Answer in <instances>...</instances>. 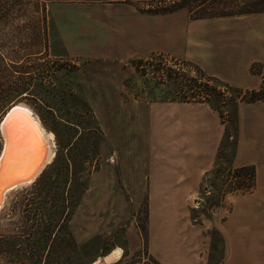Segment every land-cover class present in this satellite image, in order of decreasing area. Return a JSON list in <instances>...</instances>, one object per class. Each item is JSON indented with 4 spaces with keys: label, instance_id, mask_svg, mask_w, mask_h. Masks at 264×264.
I'll return each mask as SVG.
<instances>
[{
    "label": "rangeland",
    "instance_id": "1",
    "mask_svg": "<svg viewBox=\"0 0 264 264\" xmlns=\"http://www.w3.org/2000/svg\"><path fill=\"white\" fill-rule=\"evenodd\" d=\"M9 2L0 0V89L13 98L10 106L18 102L31 106L54 134L55 144L45 167L44 189L36 194L33 182L17 187L0 210V264H93L97 260L105 264L103 257L119 247L124 249L119 257L123 260L130 227L141 231L145 245L139 254L147 255L148 200L131 199L123 183L125 168L130 166L131 171L138 170H133L132 185H141L138 178L143 174H138L151 173L155 153L161 152L153 149V121L148 114L140 120L139 112L146 111L151 101L184 95L167 70L193 77L198 74L191 64L199 65L238 88L225 90L213 104L223 114L226 134L236 139L235 99L251 90L237 86L244 80L231 68L235 63L242 67L251 63L252 71L264 74V12L197 19L186 9L143 14L121 0ZM118 20L139 33L161 38L155 45L161 44L162 36L168 37L170 49L183 56L161 52L165 56L149 62L155 52L127 63L86 56V49L94 46L122 57L136 51L137 46L124 44L120 49L118 43L113 47L103 40L105 34L119 29ZM218 83L214 84L220 87ZM231 152L226 147L223 154ZM226 166L222 163L221 173L204 178L191 211L199 223L211 226L224 204L216 205L231 187ZM181 213L178 209L162 215L158 223L186 232L187 218ZM211 229V264H218L223 245L219 233ZM152 263L150 258L145 264Z\"/></svg>",
    "mask_w": 264,
    "mask_h": 264
},
{
    "label": "crops",
    "instance_id": "2",
    "mask_svg": "<svg viewBox=\"0 0 264 264\" xmlns=\"http://www.w3.org/2000/svg\"><path fill=\"white\" fill-rule=\"evenodd\" d=\"M131 10L133 14L134 9ZM118 23L119 29L105 34L103 40L108 46L118 43L120 49L124 44L137 46L135 52L122 57L94 46L87 48L88 52L84 54L93 59L118 60L120 63H127L132 58H147L155 52L180 57V53L170 49L172 44L165 41L168 37L162 36L161 44L155 45L161 40L155 34L139 33L123 20ZM233 65L231 72L244 80L237 86L244 90L261 89L263 73L252 71L251 63L245 67ZM146 105V111L139 112L138 117L141 120L148 114L153 121L156 136L153 149L161 152L155 153L157 161L152 162L151 173L138 172V175L143 174L138 178L141 185H132L136 181L133 170L137 169L131 171L130 166L125 168L123 183L131 199L148 200L147 255L139 254L145 245L141 231L130 227L125 245L128 254L123 260L118 258L108 263L105 258L110 252L103 257V263L145 264L152 258V264H211L213 228L223 245V256L218 264H264V100L240 101L237 108L238 145L233 166H254L255 186L250 191L227 193L224 204L211 219V226L196 222L191 217V209L200 197L205 176L215 167L226 133L220 111L207 101L154 100ZM178 209L187 218L186 232L178 233L168 225L158 223L162 215H171ZM222 209L226 211L222 212ZM128 258L133 259L127 261Z\"/></svg>",
    "mask_w": 264,
    "mask_h": 264
},
{
    "label": "trees",
    "instance_id": "3",
    "mask_svg": "<svg viewBox=\"0 0 264 264\" xmlns=\"http://www.w3.org/2000/svg\"><path fill=\"white\" fill-rule=\"evenodd\" d=\"M125 3H132L138 10L143 13L150 14H167L172 13L181 9H186L191 16L197 17V19L204 18H221V17H233V16H242L249 14H257L264 12V0H121ZM152 1V2H151ZM6 5H11L9 0H5ZM158 53L152 55L149 59V62L156 59ZM161 56V55H160ZM0 57H2L0 55ZM3 59V58H2ZM4 60V59H3ZM194 68V71L198 74L191 77L187 74H180L176 76V73L169 69L167 70V76L169 78H175L176 81L181 85V90L184 91V95L176 99H167L171 101H207L213 107V104L220 97H224V91H239L238 88H235L228 83L222 81L221 79L207 74L199 65L191 64ZM220 82L223 88L215 85L214 83L219 84ZM247 94H242L240 99H235L237 102V108L240 101H257L264 100V86L259 90H251L246 91ZM213 95L214 99H211ZM13 98L6 94L2 89H0V118L5 113L7 108L10 106ZM218 109L217 107H215ZM220 111V109H218ZM221 113V111H220ZM221 117L223 118V114L221 113ZM225 123V121H223ZM226 141L228 143L226 144ZM237 137L236 139H232L231 135L225 133L223 140L221 142L219 153L217 156V162L215 167L207 173H221L222 167L221 164L224 163L227 166L223 167V169H229L230 178V188L227 189L222 197L221 201H217V206L219 207L222 203H224L225 196L229 192L236 191H250L255 186L256 182V170L255 167L250 166H242L239 168H235L233 166V160L237 151ZM232 149L231 155L227 156L223 154L225 148ZM223 161V162H222ZM221 167V168H220ZM47 168L43 170V172L38 176V178L32 183L34 185L35 193L41 192L45 187V179L44 176L47 173ZM206 175V176H207ZM205 176V177H206ZM236 179V180H233ZM36 203V202H35ZM43 204V203H42ZM23 205V202H21ZM41 206V202L38 203ZM192 211V209H191ZM193 218V217H192ZM194 219V218H193ZM195 220V219H194ZM196 221V220H195ZM197 222V221H196Z\"/></svg>",
    "mask_w": 264,
    "mask_h": 264
},
{
    "label": "water",
    "instance_id": "4",
    "mask_svg": "<svg viewBox=\"0 0 264 264\" xmlns=\"http://www.w3.org/2000/svg\"><path fill=\"white\" fill-rule=\"evenodd\" d=\"M17 106H20L21 111L13 113L14 116H18L27 120H31L32 116L35 117L34 122L37 125V130L40 135V143L36 150L28 154H26V149L23 146L18 149L15 154H13L8 150L7 136L1 135L2 147L0 150V157L4 158V171L3 174L0 175V210L4 208L7 195L10 191L17 187L31 184L38 178L46 165L49 163L47 160L53 147L51 140H46L48 137L47 130L46 134H43L42 132L45 127L38 121V115L31 108V106L23 102L12 104L5 111L0 122L7 120L11 110L17 108ZM23 109H30L31 115L25 113ZM48 149H50L49 153L47 152ZM33 173H35V175H33Z\"/></svg>",
    "mask_w": 264,
    "mask_h": 264
},
{
    "label": "snow or ice",
    "instance_id": "5",
    "mask_svg": "<svg viewBox=\"0 0 264 264\" xmlns=\"http://www.w3.org/2000/svg\"><path fill=\"white\" fill-rule=\"evenodd\" d=\"M20 111V106H17V108L11 110L7 120L0 122V135L7 136L10 153L15 154L23 146L26 149V154H28L38 148L40 135L34 122V116L31 117V120H27L13 115V113ZM23 111L31 115L30 109H23ZM3 171L4 158L0 157V175L3 174Z\"/></svg>",
    "mask_w": 264,
    "mask_h": 264
},
{
    "label": "bare ground",
    "instance_id": "6",
    "mask_svg": "<svg viewBox=\"0 0 264 264\" xmlns=\"http://www.w3.org/2000/svg\"><path fill=\"white\" fill-rule=\"evenodd\" d=\"M39 117V116H38ZM38 121L40 122V124L41 125H43V123L40 121V118L38 119ZM44 126V125H43ZM45 127V126H44ZM46 128L45 129H43L42 130V132H43V134H46ZM47 141L50 139L51 140V143H52V145L53 144H55V141H54V134L52 133V132H49L48 130H47ZM48 153L50 152V149H48V151H47ZM53 155H54V148L52 147V150H51V152H50V155H49V158H48V162H50L51 161V159H52V157H53ZM120 255H121V249H116L114 252H111V254H109L108 256H106V258H105V260L108 262V263H110V262H112V261H115V260H117L119 257H120ZM93 264H102V261L101 260H97V261H95Z\"/></svg>",
    "mask_w": 264,
    "mask_h": 264
},
{
    "label": "built area",
    "instance_id": "7",
    "mask_svg": "<svg viewBox=\"0 0 264 264\" xmlns=\"http://www.w3.org/2000/svg\"><path fill=\"white\" fill-rule=\"evenodd\" d=\"M158 55H161V56H163L164 54L163 53H158ZM165 56V55H164Z\"/></svg>",
    "mask_w": 264,
    "mask_h": 264
}]
</instances>
